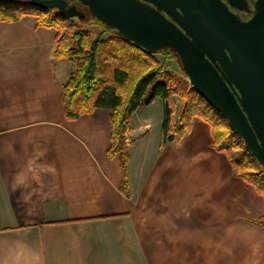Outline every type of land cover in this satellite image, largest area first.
I'll list each match as a JSON object with an SVG mask.
<instances>
[{
    "label": "crops",
    "instance_id": "crops-1",
    "mask_svg": "<svg viewBox=\"0 0 264 264\" xmlns=\"http://www.w3.org/2000/svg\"><path fill=\"white\" fill-rule=\"evenodd\" d=\"M55 49L34 16L0 21V264H264V194L210 123L162 146L163 103L136 110L124 190L111 111L66 119Z\"/></svg>",
    "mask_w": 264,
    "mask_h": 264
},
{
    "label": "trees",
    "instance_id": "trees-1",
    "mask_svg": "<svg viewBox=\"0 0 264 264\" xmlns=\"http://www.w3.org/2000/svg\"><path fill=\"white\" fill-rule=\"evenodd\" d=\"M34 16L37 26L56 30L55 59L71 61L75 70L64 84L65 117L76 120L97 109L111 111V137L107 159L121 165L122 188H128L129 152L126 134L132 129L134 113L143 105L160 98L164 106L163 146L180 141L191 131L193 121L203 118L212 126L216 150L228 155L234 172L264 194V167L247 148L229 121L188 82L181 60L172 49L152 54L127 41L116 30L107 27L93 38L68 18L53 9H45L25 1L0 0V21H16ZM88 19V18H87ZM86 20V19H83ZM173 62L185 77L165 67L157 57ZM151 89L149 97L147 91ZM182 105L178 114L176 97ZM170 131H172L170 133ZM264 225V217L259 221Z\"/></svg>",
    "mask_w": 264,
    "mask_h": 264
},
{
    "label": "water",
    "instance_id": "water-1",
    "mask_svg": "<svg viewBox=\"0 0 264 264\" xmlns=\"http://www.w3.org/2000/svg\"><path fill=\"white\" fill-rule=\"evenodd\" d=\"M11 1V0H6ZM127 41L157 54L174 50L192 88L229 121L264 167V0H79ZM85 19L67 0H29Z\"/></svg>",
    "mask_w": 264,
    "mask_h": 264
},
{
    "label": "rangeland",
    "instance_id": "rangeland-1",
    "mask_svg": "<svg viewBox=\"0 0 264 264\" xmlns=\"http://www.w3.org/2000/svg\"><path fill=\"white\" fill-rule=\"evenodd\" d=\"M72 21L74 23H76V25H77L78 28H80L82 30L89 31L93 38H96L97 36H99L103 32L109 33V30L106 28V26L103 25V24H101V23H99L92 16H90L86 20H81V19H78V18H73ZM157 57L162 61V63L165 65V67H169L170 69L174 70V72L179 77H185L182 73L179 72L178 67L173 62H171V61L165 62V59H164V57L162 55H158ZM187 80L189 82V78ZM150 93H151V89H149L147 91L146 97H149L150 96ZM157 99H160V98H157ZM160 101L162 102L161 99H160ZM176 101L178 103V109H179L178 114H179V112H180V106L182 105V100H181V98H179L177 96L176 97ZM145 107H147V106L146 105L141 106V108H145Z\"/></svg>",
    "mask_w": 264,
    "mask_h": 264
},
{
    "label": "flooded vegetation",
    "instance_id": "flooded-vegetation-1",
    "mask_svg": "<svg viewBox=\"0 0 264 264\" xmlns=\"http://www.w3.org/2000/svg\"><path fill=\"white\" fill-rule=\"evenodd\" d=\"M11 1L29 2V0H11ZM247 2H248V10H240V9H237L234 7H230L231 10L242 20L250 19L254 13L256 0H247ZM67 3H68V6H76L79 10H81L85 14V19L92 16L90 9L87 6L80 3L79 0H67ZM53 10L58 11V9H53ZM74 18H78V17H74ZM78 19H80V18H78ZM81 20H83V19H81Z\"/></svg>",
    "mask_w": 264,
    "mask_h": 264
}]
</instances>
